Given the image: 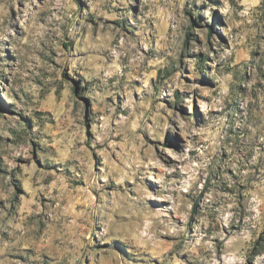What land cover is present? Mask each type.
I'll use <instances>...</instances> for the list:
<instances>
[{"label":"rangeland","instance_id":"rangeland-1","mask_svg":"<svg viewBox=\"0 0 264 264\" xmlns=\"http://www.w3.org/2000/svg\"><path fill=\"white\" fill-rule=\"evenodd\" d=\"M0 264H264V0H0Z\"/></svg>","mask_w":264,"mask_h":264}]
</instances>
